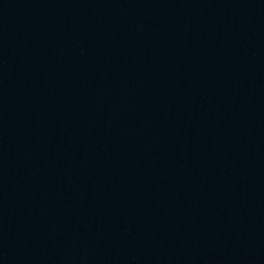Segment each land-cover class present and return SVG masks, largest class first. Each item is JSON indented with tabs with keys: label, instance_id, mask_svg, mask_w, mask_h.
Here are the masks:
<instances>
[{
	"label": "water",
	"instance_id": "obj_1",
	"mask_svg": "<svg viewBox=\"0 0 264 264\" xmlns=\"http://www.w3.org/2000/svg\"><path fill=\"white\" fill-rule=\"evenodd\" d=\"M0 264H264V0H0Z\"/></svg>",
	"mask_w": 264,
	"mask_h": 264
}]
</instances>
